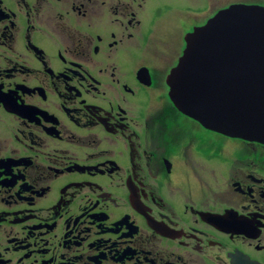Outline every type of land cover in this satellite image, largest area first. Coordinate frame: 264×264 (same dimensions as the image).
Listing matches in <instances>:
<instances>
[{
    "label": "flooded vegetation",
    "instance_id": "obj_1",
    "mask_svg": "<svg viewBox=\"0 0 264 264\" xmlns=\"http://www.w3.org/2000/svg\"><path fill=\"white\" fill-rule=\"evenodd\" d=\"M235 4L0 0V264H264V144L168 82Z\"/></svg>",
    "mask_w": 264,
    "mask_h": 264
},
{
    "label": "water",
    "instance_id": "obj_2",
    "mask_svg": "<svg viewBox=\"0 0 264 264\" xmlns=\"http://www.w3.org/2000/svg\"><path fill=\"white\" fill-rule=\"evenodd\" d=\"M168 82L183 114L264 144V7L232 5L188 35Z\"/></svg>",
    "mask_w": 264,
    "mask_h": 264
},
{
    "label": "rangeland",
    "instance_id": "obj_3",
    "mask_svg": "<svg viewBox=\"0 0 264 264\" xmlns=\"http://www.w3.org/2000/svg\"><path fill=\"white\" fill-rule=\"evenodd\" d=\"M242 2L241 5H259L264 7V0H233ZM184 3V1H182ZM156 6H150L149 11L153 13Z\"/></svg>",
    "mask_w": 264,
    "mask_h": 264
}]
</instances>
